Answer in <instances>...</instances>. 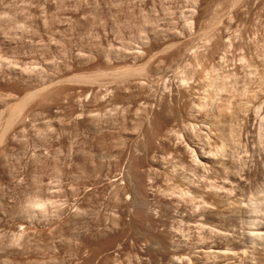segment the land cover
Returning a JSON list of instances; mask_svg holds the SVG:
<instances>
[{
    "label": "rangeland",
    "instance_id": "374dc122",
    "mask_svg": "<svg viewBox=\"0 0 264 264\" xmlns=\"http://www.w3.org/2000/svg\"><path fill=\"white\" fill-rule=\"evenodd\" d=\"M262 205L264 0H0V264H264Z\"/></svg>",
    "mask_w": 264,
    "mask_h": 264
},
{
    "label": "bare ground",
    "instance_id": "6f19581e",
    "mask_svg": "<svg viewBox=\"0 0 264 264\" xmlns=\"http://www.w3.org/2000/svg\"><path fill=\"white\" fill-rule=\"evenodd\" d=\"M75 77L76 78H80V79H82V80H89L91 77H92V75L90 76L89 74H87V75H85V74H82V73H80V74H75ZM75 78V79H76ZM93 79V77L91 78V80ZM77 80V79H76ZM175 114V113H174ZM177 114V113H176ZM176 116V115H175ZM162 135H165V133L163 134L162 133ZM222 145H224V144H222ZM221 146V145H220ZM219 149H223V146H221ZM190 150V149H189ZM191 150H192V155H194V152H193V149L191 148ZM197 153V152H196ZM195 157V156H194ZM194 157H192L193 159H194ZM207 158V157H206ZM195 160V159H194ZM177 192L179 193V194H184L185 192L181 189V188H178L177 189ZM205 204H207V202L205 203ZM209 204V203H208ZM251 205V204H250ZM263 206V205H262ZM262 206H261V208H262ZM255 208V207H254ZM253 208V209H254ZM256 210V209H255ZM258 210H260V209H258ZM262 210V212H263V214L262 215H264V206H263V208L261 209ZM258 216V215H257ZM260 217V216H259ZM256 218H258V217H256ZM251 220V223H254V221H255V215L253 216V218L252 219H250ZM180 222V221H179ZM197 222H199L198 220H197ZM202 222V221H201ZM203 223H205V221L204 222H202V224H200V225H203ZM198 225V224H197ZM200 225H198V227H200ZM253 225V224H252ZM196 226V225H195ZM206 226V225H205ZM207 226H209V225H207ZM179 227V226H178ZM178 227L176 228V229H178ZM201 227H204V226H201ZM200 227V228H201ZM207 228H210V227H207ZM211 228H213V226H211ZM181 229V228H180ZM180 229L178 230V231H180ZM201 229H203V228H201ZM205 229H206V227H205ZM215 231V230H214ZM249 232V231H248ZM263 231H262V229H260V227H258V226H256L255 225V223H254V225L252 226V228L250 229V232H249V237H250V239H251V241L252 242H256L257 243V241L262 237V235H263V233H262ZM184 233V232H183ZM250 241V242H251ZM184 260V259H183Z\"/></svg>",
    "mask_w": 264,
    "mask_h": 264
}]
</instances>
